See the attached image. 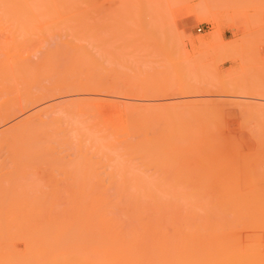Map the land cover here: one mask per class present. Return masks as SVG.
Returning a JSON list of instances; mask_svg holds the SVG:
<instances>
[{
	"label": "rangeland",
	"instance_id": "374dc122",
	"mask_svg": "<svg viewBox=\"0 0 264 264\" xmlns=\"http://www.w3.org/2000/svg\"><path fill=\"white\" fill-rule=\"evenodd\" d=\"M69 2L0 6V57L6 60V65L9 64L8 59L15 58L35 66L23 77L22 90L29 87L35 90L43 85L50 90L42 100L40 98L41 102L26 104L16 110L15 115L12 113L0 118V141L6 137V142L12 129L31 118L39 121V127L48 123L45 129L54 134L55 140H65L60 145L40 150L43 153L30 151L31 157L22 156L21 160L19 155L23 153L8 145H0V172L7 173H0V218L3 217L0 230L4 233L3 236L0 231V261L5 259L0 263L5 262L8 255L13 261L38 259L35 251L41 249V238L40 241L37 238L42 233L40 227L47 221L42 220L44 225L37 222L41 226L36 230L33 219L37 220L38 215L53 218L52 215L56 214L63 220L57 219L58 222L64 224L59 225L56 216L53 219L56 223L49 219L55 223L53 226H64V232L75 231L73 235L76 237L69 242L71 235L67 236L69 239L63 236L68 243L62 249L58 248V256L60 253L63 259H67L66 256L72 254L73 258L69 259L74 264L76 255L79 261L78 256L86 257L94 251V248L89 251L95 247L93 210L89 219L85 218L86 208L92 205L91 202L98 196L113 199L142 196L149 202L154 197L164 199L165 202L156 207L157 211L165 207L166 212L170 210L168 214L177 211L178 218L181 213V221L184 220L185 225L192 219L185 220L186 215L183 214L189 213L194 217V211H202L201 215L208 213L206 216L211 217L210 221L214 224L220 221L223 228L221 225L210 228L200 224L201 227L186 225L180 229L179 226L173 229L169 226L170 231L167 226L166 234L164 227L152 230L139 228V231L137 228L134 231L133 227L129 230L122 228L116 234L118 237V234H124L125 237L120 238H125V241L115 240L108 264H246L248 261L251 262L249 264H264V219L260 221L264 218V0ZM19 12H29V15L21 17L16 14ZM60 127L63 131L60 129L57 134L52 131ZM39 129L42 131L44 128L41 126ZM218 180L221 183L217 184ZM207 182H215L216 185L213 187ZM208 187L213 192H207ZM226 187L230 191L238 189L234 192L228 190L226 194L234 196L237 193L235 197H239L225 194L229 202L223 198L219 207L217 198L224 195ZM77 188L83 195H77ZM54 196L60 198L55 199ZM181 196V201L186 200V203L178 200ZM191 197L192 201L189 200ZM240 197L242 200L238 201ZM73 201L76 206H73ZM86 201L87 204L90 202L85 208ZM177 201L180 208L175 206ZM64 202L69 204L64 205ZM149 202L148 206L151 205ZM168 202H172L175 208ZM224 203L231 207L235 203L232 209L230 207L232 214H228L229 207ZM223 204L227 211L221 212L219 209ZM237 204L239 209L235 206ZM153 205L149 207L151 211L155 209L156 205ZM211 208L218 210V215L225 212L231 217L238 215L236 220L242 218L243 211L257 215L259 219L254 218L257 222L254 219L249 221L258 229L255 230L246 220L244 226L242 222L238 225V221L225 214L224 217L221 215L222 219L231 228L227 223L224 226L220 215L217 218ZM237 209L241 215L236 213ZM164 210L162 212L166 214ZM206 210L216 215H210ZM113 212L117 213L116 210ZM189 214L187 217L191 218ZM249 214L243 216L247 221ZM6 216L4 223L7 221V226L2 224ZM229 219L232 223L228 222ZM22 221L26 222L25 225ZM27 222L35 227L28 228ZM48 223L50 228V222L45 227ZM245 225L254 230H246ZM34 228L36 231L32 230ZM4 229L8 230V235ZM28 229L34 232L35 237L36 232L41 233L32 240L31 232L33 237L30 240L29 237L27 239ZM62 229L58 231L63 233ZM247 233L248 237L256 233L259 236L245 238ZM257 238L259 241L251 240ZM248 241L257 242V245L249 247ZM251 248L255 249L251 251ZM241 253L246 259L248 254L252 257L245 260ZM255 253L259 256L257 263ZM31 255L35 257L29 259ZM95 258H90L91 263L100 264L99 258Z\"/></svg>",
	"mask_w": 264,
	"mask_h": 264
},
{
	"label": "bare ground",
	"instance_id": "6f19581e",
	"mask_svg": "<svg viewBox=\"0 0 264 264\" xmlns=\"http://www.w3.org/2000/svg\"><path fill=\"white\" fill-rule=\"evenodd\" d=\"M70 1V2H69ZM77 2V0H0V6H32V5H43V4H63V3H67V2H69V3H73V2ZM81 1V0H80ZM68 4V3H67ZM29 13V12H28ZM28 13H26V12H19V13H16L17 15H19V16H21V17H25V16H28L29 14ZM3 14L4 15H7L8 13H5V12H3ZM20 18V17H19ZM14 57V56H13ZM8 61H9V64L8 65H6L5 63H6V60H4V59H2L1 57H0V118L2 117V116H7L8 117V115L9 116H11L10 114H14L15 115V111L16 110H19V109H22V107L23 106H25L26 104H30V103H34V102H38V100L40 101V98H41V100H42V98L44 97V95L46 96V94L48 93V92H50V90H49V87L48 86H40V87H37L35 90H32V88L31 87H29V88H26V90H22L24 87V85L23 86H21V81L24 79L23 77L24 76H26L27 74H29V72L31 71V70H34V68H35V66L33 65H31L29 62H27V61H25V60H22V59H20V60H16L15 58H10V59H8ZM32 66V67H31ZM32 68V69H31ZM50 88H53L52 86L50 87ZM14 94V95H13ZM16 94V95H15ZM41 102V101H40ZM35 105V104H34ZM21 111V110H20ZM34 115V114H33ZM32 115V116H33ZM32 119V120H31ZM31 119H27V121L25 120L24 121V123H19V124H21V125H17L18 127H16V128H14V129H12L11 130V132H9V134H7L8 136H7V138H8V140L5 142V140H6V137H4L5 139H2L1 141H0V145H8V146H10L14 151H18V152H20V153H23V154H20L19 155V157H20V160H21V157L22 156H25V157H23V158H26L27 156L30 158L31 156H29V154H31V152L32 151H34V152H38V154H39V152H40V150L41 151H43V150H45V149H48V148H50V147H52L53 145H56V144H62V143H64L65 142V140H64V138H61V139H57V140H55L54 139V134L52 133V132H47V129H45L46 128V126L48 125V123L46 124V126L44 127V125H40V127H39V121L38 120H35L34 118H31ZM34 119V120H33ZM246 120V119H245ZM248 120V119H247ZM49 121H50V119H49ZM220 121V120H219ZM242 121V120H241ZM218 121H216V123H217ZM243 122V121H242ZM262 122H264V121H262ZM40 123H42V122H40ZM221 124V123H220ZM217 125V124H216ZM41 126L44 128V129H42V131H41V129H39V128H41ZM218 126H219V124H218ZM221 127V126H220ZM242 127H244V126H242ZM252 127V126H251ZM65 128V127H64ZM60 129H61V131H63L62 129L63 128H58V129H53L52 131L55 133V134H57L58 132H61L60 131ZM37 130H38V132H37ZM258 133V132H257ZM260 135V134H259ZM261 138V137H260ZM4 145V146H5ZM227 149V148H226ZM258 149V148H257ZM31 151V152H30ZM255 151V150H254ZM29 152V153H28ZM40 153H43V152H40ZM12 154V153H11ZM18 154V153H17ZM239 154V153H238ZM17 156V155H16ZM233 156V155H232ZM33 157V156H32ZM238 157V156H237ZM14 158H15V156H14ZM22 158V159H23ZM228 158V157H227ZM222 159V158H221ZM236 159H238V158H236ZM17 160H19V159H17ZM25 160V159H24ZM258 160V159H257ZM256 160V161H257ZM31 161V160H30ZM238 161V160H237ZM251 161V160H250ZM255 161V162H256ZM262 161V160H261ZM12 162V161H11ZM26 162V161H25ZM28 162V161H27ZM248 163V162H247ZM21 164H24V162L23 163H21ZM220 164H221V162H220ZM234 164V163H233ZM17 165V164H16ZM29 165V164H28ZM241 165V164H240ZM243 165H245V164H243ZM250 165V164H249ZM22 166V165H21ZM219 166V165H218ZM257 166V165H256ZM260 166V165H259ZM244 167V166H243ZM246 167V166H245ZM244 167V168H245ZM254 167V166H253ZM67 168V167H66ZM239 168V167H238ZM221 169V168H220ZM235 169V168H234ZM255 169V168H254ZM256 169H258V168H256ZM255 169V170H256ZM223 170H224V168H223ZM239 170H241V168H239ZM250 170H252V169H250ZM246 171V170H245ZM249 171V170H248ZM247 171V172H248ZM3 172V171H2ZM2 172H0V173H2ZM21 172H23V171H21ZM25 172V171H24ZM23 172V173H24ZM252 172V171H251ZM255 172V171H254ZM256 172H258V171H256ZM4 173V172H3ZM10 173V172H9ZM18 173V172H17ZM244 173V172H243ZM242 173V174H243ZM248 173H250V172H248ZM261 173V172H260ZM4 174H7V173H4ZM19 174V173H18ZM254 174H256V173H254ZM2 175V174H1ZM228 175H230L231 176V174H228ZM251 175H252V173H251ZM246 176V175H245ZM247 176H249V175H247ZM249 178H251V176L249 177ZM238 179V178H237ZM240 179V178H239ZM260 178H258V180H259ZM198 180V179H197ZM261 180V179H260ZM192 181V180H191ZM200 181V180H199ZM199 181H196V182H199ZM205 180H203V182H204ZM214 181V180H213ZM212 181V182H213ZM249 181V180H248ZM193 182V181H192ZM211 182V183H212ZM219 180H218V183L217 184H219ZM250 182V181H249ZM255 182H257V181H255ZM261 182V181H260ZM260 182H259V184H260ZM262 182H264V181H262ZM208 183V182H207ZM206 183V184H207ZM221 183V182H220ZM246 183V182H245ZM190 184V183H189ZM192 184V183H191ZM191 184H190V186H191ZM209 184V183H208ZM207 184V185H208ZM223 184V183H222ZM235 184V183H234ZM247 184V183H246ZM251 184L253 185L254 183H252L251 182ZM250 184V185H251ZM258 184V185H259ZM179 185V184H178ZM209 185H216L215 184V182H214V184H209ZM208 185V186H209ZM232 185V184H231ZM236 185V184H235ZM249 185V186H250ZM255 185H257V184H255ZM257 185V186H258ZM193 186H195V183H194V185ZM197 186V185H196ZM203 186V185H202ZM227 186V185H226ZM234 186V185H233ZM254 186V185H253ZM180 187V186H179ZM187 187V186H186ZM189 187V186H188ZM187 187V188H188ZM214 187V186H213ZM225 187V186H224ZM227 187H230V185L229 186H227ZM224 188L223 190H226V191H224L225 193H223L222 195L224 196H221V197H219V198H217L218 200H217V202H216V204H219L218 206L220 207V205H222V203H223V198L224 199H226L227 201H228V198L230 197V195L231 194H228L229 192H231V191H233L234 192V190H235V188H234V190H232L231 189V191H230V189H228V188ZM238 187V186H237ZM3 188V187H2ZM24 188V187H23ZM80 188V187H79ZM79 188H77L76 190L78 191H81ZM193 188H195V187H193ZM216 188H217V186H216ZM231 188V187H230ZM258 188V187H257ZM13 189H15V187L13 188ZM210 189H213L212 187L210 188ZM218 189V188H217ZM220 189V188H219ZM219 189H218V191H219ZM222 189V188H221ZM240 189H241V187H240ZM256 189V188H255ZM254 189V190H255ZM262 189V188H261ZM179 190V189H178ZM181 190V189H180ZM185 190V189H184ZM191 190V189H190ZM196 190V189H195ZM222 190V191H223ZM228 190H229V192H228ZM236 190H238V189H236ZM235 190V191H236ZM253 190V191H254ZM10 191V190H9ZM8 191V192H9ZM76 191V192H77ZM79 191H78V193H79ZM192 191H193V189H192ZM198 191V190H197ZM207 191V190H206ZM242 191V190H241ZM258 191V190H257ZM6 192V191H5ZM181 192H183V191H181ZM207 192H213V190H209V187H208V191ZM216 192V191H215ZM226 192H228L227 194H228V198L227 197H225V194H226ZM233 192H232V194H233ZM250 192H252V191H250ZM250 192H249V194H250ZM262 192H264V191H262ZM69 193H71V192H69ZM74 193V192H73ZM84 193V195H85V192H83ZM189 193V191H187V194ZM192 193V192H191ZM194 193V192H193ZM192 193V194H193ZM218 193V192H217ZM217 193H216V195H217ZM240 193V192H239ZM253 193V192H252ZM255 193V192H254ZM257 193V192H256ZM255 193V194H256ZM178 195L180 194L179 192L177 193ZM182 194V193H181ZM210 194V193H209ZM220 194V193H219ZM226 194V195H227ZM235 195L237 194V193H234ZM257 194H261V193H257ZM72 196H74L73 194H71ZM70 195V196H71ZM77 195H83L82 193H79V194H77ZM77 195H75L74 197H77ZM90 195V194H89ZM191 195V194H190ZM202 195V194H201ZM207 195V194H206ZM214 195V194H213ZM235 195L233 196V195H231V197H235ZM241 195V194H240ZM252 195V194H251ZM53 196V195H52ZM68 196V195H67ZM86 196V195H85ZM204 196H205V194H204ZM211 196H212V193H211ZM242 196V195H241ZM244 196V195H243ZM59 196H56V198H55V196L53 197V198H55V199H57ZM81 197V196H80ZM125 197V196H124ZM162 197V196H161ZM174 197H176V196H174ZM207 197V196H206ZM237 197H239V196H236L235 198H237ZM251 197V196H250ZM250 197H245V198H250ZM260 197V196H259ZM262 197H264V195H262ZM51 198V197H50ZM60 198V197H59ZM68 198H69V196H68ZM71 198V197H70ZM73 198V197H72ZM93 198V197H92ZM143 197L141 196V197H139L138 198V196L137 197H132L131 196V198L129 197H127V198H123V196H122V198H121V196L120 197H118V198H108V197H99L98 196V198L97 199H95V201H93V202H91L92 203V205H94L93 203H95V205L93 206V208H91L92 207V205L90 204L89 205V202H88V204H87V201H86V206H85V208L87 209V213H85V215L87 214V217L85 216V218H87V220L89 219V217L91 216V211L93 210V213H94V215H95V225H96V235L95 236H93V237H95L94 238V243H95V247H90L91 249L89 250V251H91L93 248H94V251L93 252H89V251H87V252H89L88 253V256L86 255L87 253H85V255H86V257L84 256L83 257V255L81 254V257L80 256H78V258L80 259L79 261L77 260V255L74 257V259H75V261L72 259V261H74V264H93V263H91V262H93V261H91L92 259H90L91 257H97V258H99V262H100V264H103V263H107V261L109 260V257L110 258H112V254H111V252H112V250H111V247L113 246V244H114V242H115V240L117 239V238H119V239H121L120 241H122V240H124L123 238H120L121 236H124V234L123 235H121V234H118V235H120L119 237L117 236V234H116V232L118 231H121L122 230V228L124 229V228H126V229H131V227H133L132 229L135 231V228H137L138 230L137 231H139V228H140V230L142 229H149V228H151V230L153 229V228H157V229H159V228H163L164 227V232H165V234L167 233L166 232V228H167V226L169 227V226H171L172 227V229H173V227H177V226H179V229L182 227V228H184V227H186V225H187V227H199L200 226V224H201V226L203 227V225L204 226H208V227H210V226H218V225H221V223H217V224H214V223H212L211 221H210V218H209V216H206V215H208V213H206L204 210V212L206 213L205 214V216L204 215H201L200 213L202 212V211H199V212H197V211H194V217L191 215V214H189V213H185V214H183L184 212H187V211H184V212H182V214L183 215H186V217L184 218L185 220H191L192 219V221H188V222H186V225H185V223H183L184 222V220H183V222L181 221V219H182V217H181V213H179V218H178V213H177V211L176 210H174L173 208H175V207H173L174 205L172 204V202L170 203V202H168V204L170 203V206L171 207H173V208H171V210L173 209L174 211H176V213H177V215H176V213L175 212H170L169 214H168V210L169 209H167V212L165 211L166 210V207L163 209L162 207H160V210L161 209H163L164 210V212H166V214L165 213H163L162 211H157L158 209H156V207L157 208H159L158 207V205L160 206V204H163V202H165V201H163L164 199L163 198H161V199H163V200H159L158 198L157 199H155V197H154V200H152V202H149L150 200H148V201H146V197H144L143 199H142ZM169 198V197H168ZM168 198H166L165 197V199H168ZM173 198V197H172ZM220 198H222V199H220ZM261 198V197H260ZM52 199V198H51ZM176 199H177V197H176ZM181 199H183L182 198V196H181V198H178V200H180V202H182L181 201ZM185 199V198H184ZM192 197L189 199V200H191L192 201ZM199 199V198H198ZM197 199V200H198ZM233 199V198H232ZM232 199H229V200H232ZM244 199V198H243ZM256 199V198H255ZM53 200V199H52ZM59 200V199H58ZM58 200H56L57 202H58ZM90 200V199H89ZM172 201H173V199H171ZM196 200V199H195ZM220 200V201H219ZM234 200V199H233ZM238 201H241L242 199H241V197H240V199H237ZM25 201V200H24ZM62 200L60 199V202H61ZM70 201V200H69ZM78 201H81V200H78ZM169 201V200H168ZM186 200H184V202H182L183 204L184 203H186L185 202ZM215 201H216V199H215ZM255 201V200H254ZM54 202H55V200H54ZM74 202L75 201H73V206H76L75 204H74ZM84 202V201H83ZM82 202V203H83ZM148 202L152 205V204H154V205H156L155 206V209L154 210H156V211H154V210H150V206L151 205H149L148 206ZM162 202V203H161ZM179 202V203H180ZM209 202V201H208ZM229 202V201H228ZM59 203V202H58ZM76 203V202H75ZM85 203V202H84ZM177 203V204H176ZM194 203V202H193ZM201 203V202H200ZM200 203H198V204H200ZM203 203V202H202ZM215 203V202H214ZM238 203V202H237ZM256 203V202H255ZM69 203L67 202H64V205H68ZM175 206H178L179 207V205H178V201L177 202H175ZM204 204V203H203ZM207 204V203H206ZM225 204V203H224ZM224 204H223V208L221 207L219 210H222L221 212H223V211H227V210H225L224 209ZM227 204V203H226ZM225 204V205H226ZM229 204V203H228ZM227 204V207H229V210H228V214H229V212L231 211V209L233 208V205L235 204H233L232 205V207H231V205L229 206ZM230 204H231V202H230ZM239 204H241V202H239ZM249 204V203H248ZM64 205H60V206H63V208L65 207ZM153 205V206H154ZM164 205H167V204H165L164 203ZM242 205V204H241ZM252 205V204H251ZM39 206V205H38ZM37 206V207H38ZM161 206H163V205H161ZM181 206V205H180ZM213 206H215V205H213ZM218 206H216L215 208H219ZM235 206H237V208H238V204L237 205H235ZM17 207V206H16ZM69 207V206H68ZM68 207L66 206V208L68 209ZM78 207V206H77ZM113 207L115 208V209H113ZM167 207H169V206H167ZM203 207V206H202ZM209 207V206H208ZM230 207H231V209H230ZM240 207H242V206H240ZM245 207H247V206H245ZM253 207V206H252ZM12 208V207H11ZM113 210H112V209ZM117 208V209H116ZM170 208V207H169ZM180 208V207H179ZM199 208V207H198ZM214 208V209H215ZM235 208V207H234ZM244 208V207H243ZM248 208V207H247ZM15 209V208H14ZM27 209V208H26ZM82 209V208H81ZM149 209V210H148ZM152 209V208H151ZM189 209V208H188ZM192 209V208H191ZM203 209H205L204 207H203ZM212 210V208H211V212L212 211H214L215 213L218 211L217 209V211H215V210ZM236 209V208H235ZM239 209V208H238ZM237 209V210H238ZM241 209V208H240ZM245 209V208H244ZM17 210V209H16ZM56 210H58V209H56ZM62 210V209H61ZM77 210V209H76ZM110 210H111V212H110ZM114 210H116L117 211V213H114L113 211ZM148 210V211H147ZM201 210V209H200ZM248 210V209H247ZM18 211V210H17ZM48 211V210H47ZM54 211V210H53ZM53 211H52V213H53ZM147 211V212H146ZM170 211V210H169ZM207 211V210H206ZM210 210H208L207 212H209ZM240 210H238L236 213H238ZM241 211H243L242 209H241ZM240 211V212H241ZM51 212V211H50ZM50 212H49V215H51L50 214ZM69 212V211H68ZM80 212H82V211H80ZM113 212V213H112ZM150 212H151V214H150ZM213 212V213H214ZM219 212V211H218ZM233 212V211H232ZM232 212H230L231 214H232ZM247 214H249L248 213V211H245ZM244 211L243 212H241V213H243V216H245V217H247V215H246V213H245ZM29 213H31V212H29ZM33 213V212H32ZM38 213H39V211H38ZM74 213V212H73ZM79 213V212H78ZM111 213V214H110ZM146 213V214H145ZM149 213V214H148ZM163 213V214H162ZM199 213V214H198ZM244 213H245V215H244ZM256 213V212H255ZM258 213H259V211H258ZM261 213V212H260ZM14 214V213H13ZM46 214V213H45ZM54 214V213H53ZM58 215H59V213H57ZM65 214H67V213H65ZM82 214V213H81ZM187 214H189V215H191V218H188L187 216ZM195 214H197V215H195ZM204 214V213H203ZM209 214H210V212H209ZM217 214V215H216ZM216 214H210V215H216V217L217 218H219V215H220V218L222 219V216L224 217V215L223 214H225V216L227 217V216H230V219H232V220H235L236 222H237V224L238 225H240V223L242 222H244V220H246V222L247 223H250V219H252V221H254L255 219H259V218H256L257 217V215H255V216H253L252 214L250 215L249 214V216H253V218H250L249 216H248V221H247V218H243V216H242V218H239V220H236V218H238L237 216L238 215H236V216H234V215H232V217H231V214L230 215H228L226 212L225 213H223V214H219L218 215V213H216ZM227 214V215H226ZM235 214V213H234ZM239 214V213H238ZM254 214V213H253ZM19 215V214H18ZM31 215V214H30ZM34 215H36V214H34ZM38 215V214H37ZM222 215V216H221ZM239 215H241V214H239ZM22 216V215H21ZM29 216V215H28ZM39 216H40V218H39ZM52 216H54L53 218H49V216L47 215V218L45 217H42L41 218V215H38V217H37V220H39V221H37V220H35V219H33V222L32 223H34L35 222V224H36V227H35V225L34 224H32L31 222H30V226H28V224H26L27 226H28V228L30 227V228H33V227H35V228H39L40 226L38 225V223L39 224H41L44 220L43 219H45V221L44 222H50L51 224L53 223V222H55L56 223V221H54L53 219L57 216L56 214H54V215H52ZM52 216H50V217H52ZM60 216V215H59ZM59 216H57V218H55L56 220L57 219H59L58 217ZM66 216V215H65ZM78 216V215H77ZM144 216L146 217V218H144ZM199 216V217H198ZM1 217V216H0ZM16 217H17V215H16ZM35 217V216H34ZM61 217H64V216H61ZM81 217H83V214H82V216ZM193 217V218H192ZM197 217V218H196ZM209 218V220H208V218ZM215 217V218H216ZM225 217V218H226ZM235 217V219H233ZM239 217H241V216H239ZM3 218V217H2ZM2 218H0V219H2ZM8 217L6 216V217H4V219L2 220L3 222H2V224H4V225H6L8 222L6 221L5 223H4V221H5V219H7ZM13 218V217H12ZM33 218V217H32ZM32 218H30L31 220H32ZM85 218H83V221H84V219ZM93 218V217H92ZM194 218H196L197 220H194ZM200 218V219H199ZM203 218H207L206 219V221H204V219ZM213 219H214V217H212ZM229 218V217H228ZM255 218V219H254ZM261 218V217H260ZM15 219V218H14ZM13 219V220H14ZM26 219V218H25ZM24 218H23V220H25ZM49 219H52L51 221H53V222H51ZM64 219H65V217H64ZM82 219V218H81ZM129 219V220H128ZM133 219V220H132ZM179 219V220H178ZM202 219V220H201ZM228 220V222L230 221V223H232V220ZM254 219V220H253ZM262 219H264V218H261L260 219V221L262 220ZM17 220V219H16ZM22 220V219H21ZM27 220V219H26ZM35 220V221H34ZM43 220V221H42ZM94 220V219H93ZM131 220V221H130ZM200 220V221H199ZM212 220V219H211ZM225 220H227V219H225ZM15 221V220H14ZM18 221V220H17ZM28 221V220H27ZM30 221V220H29ZM59 221H62L63 222V220H60L59 219ZM82 221V220H81ZM82 221V222H83ZM204 221V222H203ZM209 221V222H208ZM213 222H217L216 220H212ZM222 221H224V219H222ZM240 221V222H239ZM256 222H257V220H255ZM19 222V221H18ZM18 222H16L17 223V225L19 224ZM38 222V223H37ZM46 222V223H47ZM57 222H58V220H57ZM62 222H58V224L59 225H63L64 223H62ZM91 222V221H90ZM180 222V223H179ZM195 222H198V223H195ZM201 222V223H200ZM245 222V223H246ZM262 222H264V221H262ZM0 223H1V221H0ZM15 223V222H14ZM20 223H21V221H20ZM24 223H26V222H23L22 221V225L24 224ZM45 223V226L47 225ZM55 223H53V224H55ZM89 223V222H88ZM181 223H182V225H181ZM224 223H225V221H224ZM224 223H223V225H224ZM226 223H227V221H226ZM226 223H225V225L224 226H227L226 225ZM241 223V224H242ZM246 223V224H247ZM253 222H251L250 223V225L252 224ZM9 224V223H8ZM13 224V223H12ZM32 224V225H31ZM43 224V223H42ZM53 224L52 225H50L51 227L49 228V223H48V227H45V226H41L40 227V231H42V233L41 234H39V232H36V237L38 236V234H39V236H38V240L41 242L39 245L41 246L40 248V250H42V251H40V250H38V252H36L35 251V255H36V257H37V253H38V259H36L35 258V260H25L24 258H21L22 260H20L19 258H18V260H20V261H13L12 259H10V256L8 255L7 257H9V258H7V260L5 261V262H3V263H0V264H73V262H70L71 260L69 259V257H72L73 258V255L72 254H69V256H66L67 257V259L64 257V259H63V255L61 256L60 255V253H59V256H58V252H57V250L59 251V249L58 248H63V246H65V243L67 244L68 242H67V240H65L64 241V239L66 238V239H69L70 237V239H69V242L71 241V239L73 240V237H74V240L76 239V237L73 235L74 234V232L73 231H71L70 232V230H69V232L67 231V232H64V231H66V230H64V226L63 227H61V226H53ZM82 224V223H81ZM80 224V225H81ZM85 224H87V222H85ZM196 224H198L197 226H196ZM228 225H229V223H227ZM236 223H233L232 225L234 226ZM17 225H15V226H17ZM25 225V224H24ZM44 225V224H43ZM70 225V224H69ZM94 225V224H93ZM92 225V226H93ZM129 227H128V226ZM165 225H166V227H165ZM243 226H244V223L242 224ZM253 225V224H252ZM254 225H256V224H254ZM253 225V226H254ZM259 225V224H258ZM7 226V225H6ZM14 225H13V227H15ZM20 226V225H19ZM27 226L25 227V229L27 228ZM71 226H72V224H71ZM124 226H127V227H124ZM200 226V227H201ZM222 226V225H221ZM220 226V227H221ZM10 227V226H9ZM57 227H59V228H57ZM61 227V228H60ZM73 227V226H72ZM171 227H169L170 228V231H172L171 230ZM212 227H210V228H212ZM235 228L237 227L238 228V226H234ZM240 228H241V226H239ZM245 229L247 230L248 229V225H245ZM256 227H257V225H256ZM35 228L34 229H32L33 231H36V230H38V228L35 230ZM45 228H49V229H51V230H46ZM63 228V229H62ZM71 228V227H70ZM74 228H76V227H74ZM81 228V227H80ZM219 228V227H218ZM222 228H223V226H222ZM224 228H226V227H224ZM229 228H231V226L229 225ZM228 228V229H229ZM251 228V227H250ZM250 228L248 229V230H250ZM259 228H261L260 227V225H259ZM43 229H44V232H43ZM63 230V233H69V234H67V235H64L62 232H60V231H58V230ZM93 229V228H92ZM128 229V230H129ZM178 229V228H177ZM197 229V228H196ZM242 229H243V227H242ZM251 229H253V228H251ZM254 229H255V226H254ZM253 229V230H254ZM258 229V228H257ZM257 229H255V230H257ZM262 229V228H261ZM4 230H6V229H4ZM14 230V229H13ZM75 230V229H74ZM161 230H163V229H161ZM1 231V233L3 232L2 231V229L0 230ZM24 231H27V230H24ZM30 231V232H29ZM46 231V232H45ZM49 231V232H48ZM84 231V230H83ZM154 231V230H153ZM174 231H176V230H174ZM198 231V230H197ZM223 231V230H222ZM227 231V230H226ZM4 232H6V234H7V232H8V230H6V231H4ZM16 232H17V230H16ZM29 232V233H28ZM28 235H27V239H28V237L30 238V240H31V238L33 237V239L32 240H34V238H36L35 237V235L33 234L34 232H32L30 229H28ZM31 232H32V237L30 236V234H31ZM84 232H86V231H84ZM88 232V231H87ZM94 232V231H93ZM129 232V231H128ZM154 232H157V231H154ZM220 232V231H219ZM233 232V231H232ZM9 233H11V232H9ZM24 233V232H23ZM26 233V232H25ZM26 233V234H27ZM38 233V234H37ZM178 233V232H177ZM222 233V232H221ZM225 233V232H224ZM223 233V234H224ZM95 234V233H94ZM93 234V235H94ZM132 234V233H131ZM141 234V233H140ZM157 234V233H156ZM155 234V235H156ZM164 234V233H163ZM181 234V233H180ZM184 234V233H183ZM252 234V233H251ZM257 234V233H256ZM256 234H253L254 235V237L256 236ZM259 234V233H258ZM257 234V236H259ZM1 235V234H0ZM2 235L4 236V233H2ZM2 235H1V238H2ZM8 235V234H7ZM14 235V234H13ZM70 236V237H67V236ZM73 235V236H72ZM75 235H76V233H75ZM84 235V234H83ZM89 235V234H88ZM129 235V234H128ZM133 235V234H132ZM198 235V234H197ZM200 235V234H199ZM214 235V234H213ZM253 235H251V237H248V233H247V236L245 235V238H254L253 237ZM26 236V235H25ZM65 238H64V237ZM77 236V235H76ZM86 236V235H85ZM90 236V235H89ZM92 236V235H91ZM134 236V235H133ZM151 236V235H150ZM162 236H164V235H162ZM249 236H250V234H249ZM9 237V236H8ZM40 237V238H39ZM125 237V236H124ZM147 237V236H146ZM157 237V236H156ZM196 237H198V236H196ZM78 238V237H77ZM87 238H88V236H87ZM128 238V237H127ZM135 238H136V236H135ZM164 238H166V237H164ZM163 238V239H164ZM190 238V237H189ZM244 238V237H243ZM26 239V240H27ZM92 239L93 238H91V241H92ZM131 239V238H130ZM137 239V238H136ZM152 239V238H151ZM174 239V238H173ZM5 240H7V239H5ZM4 240V241H5ZM10 241L12 240V239H9ZM60 240H62V243L60 242ZM90 240V239H89ZM144 240V239H143ZM160 240V239H159ZM170 240L172 241V238H170ZM246 241H247V239H245ZM245 240H243V241H245ZM250 240V239H249ZM251 240H258L259 241V238H257V239H251ZM250 240V241H251ZM78 241V240H77ZM76 241V242H77ZM80 241H82V239L80 240ZM88 241V240H87ZM125 241V240H124ZM127 241V240H126ZM129 241V240H128ZM127 241V242H128ZM151 241V240H150ZM35 242H36V239H35ZM64 242V243H63ZM90 242V241H89ZM152 242V241H151ZM150 242V243H151ZM160 242V241H159ZM182 242V241H181ZM249 242V241H248ZM255 242V241H254ZM37 243V245H38V243L39 242H36ZM77 243H79V242H77ZM170 244H171V242H169ZM250 243V244H249ZM248 244H247V242H246V244L250 247V245L252 246V244H256V243H251V242H249ZM31 245L33 244L34 245V242L33 243H30ZM29 244V245H30ZM60 244V245H59ZM61 244H63L62 246H61ZM73 244V243H72ZM120 243H118V245H119ZM122 244H124V243H122ZM122 244H120V245H122ZM177 244H179V243H177ZM246 244H244V245H246ZM24 245H26V244H24ZM27 245H28V243H27ZM30 245V246H31ZM88 245H89V243H88ZM91 245H92V243H91ZM90 245V246H91ZM155 245V244H154ZM257 245V244H256ZM260 245V244H259ZM30 246H28V248L30 247ZM36 246V245H35ZM60 246V247H59ZM81 246V245H80ZM79 246V247H80ZM94 246V245H93ZM157 246V245H156ZM173 246V245H172ZM33 247V246H32ZM38 247L39 246H37V249H38ZM248 247V248H249ZM23 248H25V247H23ZM87 248V247H86ZM245 248V247H244ZM30 249V248H29ZM60 249V252H62L63 250H61ZM82 249L84 250L85 248H83L82 247ZM162 249V248H161ZM166 249H167V247H166ZM176 249V248H175ZM250 249V248H249ZM248 249V250H249ZM252 249V248H251ZM255 249V248H254ZM254 249H252L251 251H253ZM35 250V249H34ZM238 250V249H237ZM247 250V251H248ZM32 251V250H31ZM120 251V250H119ZM161 251V250H160ZM166 250H164L163 252H165ZM167 251H169V250H167ZM250 251V250H249ZM41 252V253H40ZM67 252V251H66ZM79 252V251H78ZM84 252H86V251H84ZM84 252H83V254H84ZM179 252V251H178ZM238 252V251H237ZM69 253V252H68ZM94 253V254H93ZM119 253V252H118ZM121 253V252H120ZM157 253V252H156ZM183 253V252H182ZM231 253V252H230ZM245 253V252H244ZM244 253H241V254H243V256L242 257H244ZM250 253V252H249ZM11 254V253H10ZM29 254V253H28ZM27 254V255H28ZM32 254H34V253H32ZM40 254V255H39ZM63 254H65V252L63 253ZM90 254V255H89ZM115 254H117V253H115ZM123 254V253H122ZM167 254H168V252H167ZM181 254V253H180ZM240 254V255H241ZM252 254V253H251ZM256 254V253H255ZM254 254V255H255ZM12 255H14L13 253H12ZM66 255H68V254H66ZM71 255V256H70ZM79 255V254H78ZM96 255V256H95ZM110 255V256H109ZM188 255V254H187ZM186 255V256H187ZM190 255V254H189ZM246 255V254H245ZM259 255H261V254H259ZM1 256V255H0ZM4 256V255H3ZM30 256V255H29ZM28 256V258L30 259V258H32V256H33V258L35 257L34 255H31V257H29ZM62 258H61V257ZM114 256V255H113ZM181 256V258H182V255H180ZM238 256V255H237ZM250 256V257H249ZM256 256H257V254H256ZM255 256V261H256V263H257V259H258V257L259 256H257L256 257ZM5 257H6V254H5ZM14 257V256H13ZM21 257V256H20ZM22 257H23V255H22ZM170 257V256H169ZM235 257V256H234ZM242 257H241V259H242ZM247 257V256H246ZM252 257V255H249L248 254V258H251ZM254 257V256H253ZM61 258V259H60ZM171 258V257H170ZM190 258H191V256H190ZM236 258V257H235ZM245 258V257H244ZM248 258L246 259L245 258V260H248ZM15 259H16V257H15ZM69 259V260H68ZM96 259V258H95ZM178 259V258H177ZM188 259V258H187ZM210 259V258H209ZM209 259H207V260H209ZM3 260H5V259H2L0 262H2ZM66 260H67V262H66ZM94 260V259H93ZM168 260V259H167ZM227 260V259H226ZM226 260H224V261H226ZM238 260V259H237ZM245 260L243 261V263L245 262ZM250 260H252L253 262H254V260L253 259H250ZM62 261V262H61ZM78 261V262H77ZM110 261V260H109ZM108 261V262H109ZM228 261V260H227ZM227 261H226V263H227ZM242 261V260H241ZM240 261V262H241ZM134 262V261H133ZM170 262V261H169ZM199 262V261H198ZM249 262V261H248ZM247 262V263H248ZM124 263V262H123ZM132 263V262H131ZM138 263V262H137ZM234 263H236V262H234ZM246 263V264H247ZM249 263H251V262H249ZM248 263V264H249ZM255 263V262H254ZM253 263V264H254ZM108 264V263H107ZM127 264H129V262L127 263ZM168 264V263H167ZM198 264V263H197ZM200 264V263H199ZM245 264V263H244Z\"/></svg>",
	"mask_w": 264,
	"mask_h": 264
}]
</instances>
